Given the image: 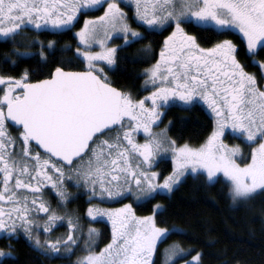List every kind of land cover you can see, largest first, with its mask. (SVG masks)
Returning <instances> with one entry per match:
<instances>
[{"label":"snow or ice","instance_id":"obj_1","mask_svg":"<svg viewBox=\"0 0 264 264\" xmlns=\"http://www.w3.org/2000/svg\"><path fill=\"white\" fill-rule=\"evenodd\" d=\"M102 7V15L86 17L74 34L73 55L83 64L81 70L71 68L68 61L43 79H32L27 68L18 76L0 74V232L10 240L23 229L44 253L63 250L70 255L84 239L79 217L69 215L66 235L41 242V230L48 236L65 219L44 199L45 183L64 203L69 195L66 179L90 187L92 198L135 194L140 199L171 193L189 171L205 175L209 182L222 174L233 201L264 190V87L238 60V46L232 40L202 47L184 27L191 23L221 34L235 29L249 55H255L251 50L264 47V0H0V38L17 43L26 29L70 31L81 14ZM126 7L132 9L131 19L139 28L132 27ZM168 28L172 30L164 37L159 58L143 71L145 86L152 91L137 99L114 86L105 70L117 63L114 36H121L127 46L144 39L147 32ZM35 43L40 50L30 53L29 46ZM54 45V41L47 45L29 41L23 52L12 51L18 59L39 56L46 62L45 48L53 50ZM63 50L72 49L69 45ZM252 62L264 67V61ZM260 79L264 80V72ZM174 102L186 107L202 102L213 115L214 127L198 147L178 145L167 127L154 131ZM229 127L255 145L246 162H238L239 145L222 139ZM141 130L142 143L135 138ZM168 152L173 170L161 179L162 174L151 168L157 156ZM162 207L157 204L151 214L138 216L131 203L115 209L89 204V217L102 215L111 222V239L95 251L98 232L89 227L86 255L76 264H155L158 245L176 230L175 225L164 227L157 220ZM187 255L190 250L174 242L164 250V264H175ZM5 256L13 253L0 249V257ZM200 262V252L182 260V264Z\"/></svg>","mask_w":264,"mask_h":264},{"label":"trees","instance_id":"obj_2","mask_svg":"<svg viewBox=\"0 0 264 264\" xmlns=\"http://www.w3.org/2000/svg\"><path fill=\"white\" fill-rule=\"evenodd\" d=\"M123 6V5H122ZM103 11H86L79 16L78 23L70 31H32L26 29L25 33L16 38L17 43L0 40V74L18 76L24 69H29L32 79H43L57 65L71 61L70 67L81 70L83 64L76 60L73 53L77 46L74 31L79 29L85 17H93ZM132 27L140 26L131 19L133 11L125 8ZM186 31L197 37V42L202 47H210L222 38L229 37L237 46V58L246 70L258 72V65L252 63L255 58L258 62L264 61V47L256 50L255 55H249L245 43L240 35L224 31L222 34L212 28L198 27L195 24H185ZM166 31L157 30L145 33L144 39H137L127 46H120L117 63L113 70H107L108 76L114 86L124 91L131 92L137 99L144 97L151 91V86H145L143 71L158 58ZM140 31H144L140 28ZM54 41V49L45 48L48 53L46 62L39 56H28L18 59L13 53V48L25 50L29 41ZM120 42V39H115ZM71 51H64L67 46ZM150 46L151 50L146 51ZM40 50V44L29 46L30 53ZM16 60L15 64L6 62L5 57ZM171 122V123H170ZM160 126L167 127V134L178 145L188 143L192 146L203 143L213 129V119L206 109L200 105L181 106L170 104L165 109ZM14 132V130H13ZM155 169L168 175L171 171L169 160H160ZM84 188V187H82ZM86 191V192H85ZM78 192L66 202L62 209L53 196L46 195L53 208L66 217L72 213L79 217L80 224L84 221L85 212L89 202L85 199L88 189ZM155 203L163 205L157 213V220L162 221L161 226L171 228L176 226L175 232L158 245L154 256L155 264H160V251L163 246L179 242L190 250V255L200 252V264H264V190H260L246 200L233 201L229 196V189L224 179L209 182L203 174L188 175L173 189L170 195L156 194L144 203L135 206L139 214H149ZM62 210V211H61ZM67 218V217H66ZM98 231V245L108 243L111 239L110 227L105 221L92 223ZM84 227V225H83ZM65 234V226L60 224L57 229ZM7 235L0 236V249L4 252L11 251L12 257L0 258V264H71L72 256L65 257L44 253L34 247L25 236L6 239ZM82 240L80 241L81 244ZM8 244L12 247L9 248Z\"/></svg>","mask_w":264,"mask_h":264},{"label":"rangeland","instance_id":"obj_3","mask_svg":"<svg viewBox=\"0 0 264 264\" xmlns=\"http://www.w3.org/2000/svg\"><path fill=\"white\" fill-rule=\"evenodd\" d=\"M104 7H106V5H104ZM102 13H103V11H101L99 14H97L96 16H99V15H102ZM86 18V17H85ZM84 18V19H85ZM84 21V20H83ZM83 26V22H82V25H81V27ZM134 28V27H133ZM212 29H214V28H212ZM79 29H77V30H75L74 31V34L78 31ZM172 30V29H171ZM171 30L169 31V33H168V35L170 34V32H171ZM214 30H216V29H214ZM48 31H53V32H59V31H57V30H48ZM216 31H218V30H216ZM228 31H230V32H234V33H236V34H238V35H240V37H241V39L243 40V37H242V34L241 33H239L237 30H235V29H230V30H228ZM227 31V32H228ZM219 32V31H218ZM75 36V35H74ZM115 39H120L121 41L118 43V42H115L114 40ZM223 39H230L229 37H225V38H222L221 40H223ZM0 40H3L2 38H0ZM231 40V39H230ZM76 41H77V38H76ZM111 43L112 44H114V45H116V46H118V48L120 47V46H125V41L123 40V38L121 37V36H119L118 34H116L115 36H114V38L112 39V41H111ZM245 43V47H246V51H247V53L249 54V50L247 49V45H246V42H244ZM212 46V45H211ZM210 46V47H211ZM258 49V48H257ZM257 49H254V50H251L253 53H255L256 52V50ZM94 50H98V49H94ZM158 58H159V55H158ZM157 58V59H158ZM253 60H255V61H257L255 58H253L252 59V61ZM258 62V61H257ZM253 63V62H252ZM255 65H257V64H255ZM114 67L115 66H113L111 69H109V68H106V69H108V70H113L114 69ZM259 67V71L258 72H254V71H252V70H246L247 72H249V73H253V74H255L256 75V77H257V80H258V82L260 83V85L262 86V87H264V80H261L260 79V77H261V73L262 72H264V67H261V66H258ZM151 91H152V89H151ZM148 95V93L147 94H145L144 95V97L145 96H147ZM143 98V97H142ZM148 103H149V105H150V101H148ZM174 103H176V104H179L178 102H174ZM174 103H171V104H174ZM198 104H200V105H202L205 109H206V111L211 115V117H212V119H213V127H214V117H213V115L211 114V112H210V110L207 108V106L205 105V104H203L202 102H198ZM170 105V104H169ZM180 105V104H179ZM186 107V106H185ZM161 119H162V117H161ZM161 129H165V127L164 126H160V122H158V127H155L154 128V131H160ZM211 133V132H210ZM136 139H137V141L138 142H140V143H142L143 141H144V139H145V135L143 134V132H142V130L138 133V134H136V137H135ZM222 139L224 140V142L226 143V144H229V145H239L240 146V149H241V152L240 153H238L237 154V159H238V162H240V161H243V162H246L249 158H250V151H251V147H255V145L254 144H248V143H246L245 142V138L244 137H241V136H239V134L238 133H235V132H233V130L229 127V128H227L226 129V131H225V135L222 137ZM205 142V141H204ZM203 142V143H204ZM202 144V143H201ZM201 144H199V145H201ZM199 145H196V146H193V147H198ZM160 160H169L170 161V163H171V171H170V173L172 172V170H173V160H172V158H171V152H168V153H164V154H161L160 156H157L155 159H154V164L153 165H155L156 166V164H157V162H159ZM151 171H157V172H159V173H161L159 170H157V169H155V167L154 166H152V168H151ZM188 175H194V174H192L190 171L189 172H187V173H185V175H184V177H182L181 178V181H183L185 178H186V176H188ZM196 175V174H195ZM205 176V175H204ZM162 177L163 176H161V179H162ZM206 178V177H205ZM218 178H222V174H218ZM223 179V178H222ZM180 181V182H181ZM215 181V180H214ZM179 182V183H180ZM179 183L174 187V188H176L178 185H179ZM64 187H65V189H66V191H67V193L69 194L68 195V198H67V202H68V200H70L71 198H73L78 192H80V191H82L83 190V192L85 191V189H88L89 191H90V193H87L86 194V197H85V199L89 202V204H92V205H98V206H100V207H102V208H112V209H115V208H121L124 204H127V203H131L132 204V206H133V209L135 210V206L136 205H139V204H141V203H144L146 200H148L149 198H152V197H154L156 194H166V195H170V193H160V192H156V193H154L153 194V196L152 197H148V198H144V197H141L140 199H138L137 198V196L135 195V194H128L125 198H115V199H105V200H102V199H100V198H92V191H91V189H90V187H87V186H77V181L75 180V179H66L65 181H64ZM82 187H84V188H82ZM42 190H43V194H44V199L46 200V201H48L47 199L48 198H46L47 196L46 195H51V196H53L54 198H55V200L58 202V204H59V206L63 209L64 208V206L66 205L64 202H62L61 200H60V197L57 195V192H56V189H54L50 184H47V183H45L44 185H42ZM97 191H99V189H98V187H97ZM258 191H260V190H257L256 192H258ZM86 192V191H85ZM255 192V193H256ZM254 193V194H255ZM157 204H160V205H162L161 203H155V205H157ZM155 205L153 206V210H152V212L154 211V208H155ZM163 206V205H162ZM88 210V209H87ZM87 210H86V212H85V218H84V221H82V224L84 225V227H83V236H84V239H82V242H81V244L79 245V247H77L70 255L68 254V253H66V252H64L63 250L61 251V253L60 254H52V255H60V256H65V257H70V256H72V260H71V264H76V262H77V259L79 258V257H82V256H84V255H86V253L83 251V249H84V240H86L87 239V230H88V228L89 227H92V228H95L96 230H97V228L92 224L93 222H96V221H105L107 224H108V226L110 227V235H111V222L107 219V217H105V216H97V217H89L88 216V214H87ZM62 211V210H61ZM151 212V213H152ZM135 213H136V215H138V216H145V215H149V214H151V213H149V214H139V213H137L136 211H135ZM59 214H61L60 212H59ZM61 215H63V214H61ZM72 216V217H76L75 215H73L72 213H67L66 214V217L67 216ZM65 217V219L63 220V221H59L58 223H57V226H55L54 227V230L48 235V236H46L44 233H43V231L41 230L40 231V239H41V242L43 243L46 239H49V238H52V239H54V238H56V237H59V236H63L62 235V233H60L59 232V230H56L57 229V227H58V225H60V224H62V225H64L65 226V228H66V230H65V234L64 235H66V233L68 232V228H67V218ZM44 219V217L43 216H41V220H43ZM98 232V231H97ZM2 235H7L6 233H3V232H0V236H2ZM19 235H21V236H25L30 242H31V244L34 246V247H36L35 246V241H34V239H32V240H30L28 237H27V235L24 233V231H23V229H18V231H17V233L14 235V238H16L17 236H19ZM36 235V233H35V231L33 232V236H35ZM98 237H99V234H98V236H97V238H96V243H95V246H94V250L95 251H97V252H99L101 249H103L104 248V246L107 244V243H105V244H103V245H99L98 247H97V243L99 242L98 241ZM110 241V240H109ZM171 244H173V243H171ZM171 244H168V245H165V246H163V248L161 249V251H160V264H164V259H165V257H164V250L166 249V248H168ZM37 248V247H36ZM38 249V248H37ZM39 250V249H38ZM196 253H194V254H192V255H195ZM155 256V255H154ZM0 258H2V257H0ZM191 258V255H187V256H184L182 259H176L175 260V264H182V260H188V259H190Z\"/></svg>","mask_w":264,"mask_h":264},{"label":"flooded vegetation","instance_id":"obj_4","mask_svg":"<svg viewBox=\"0 0 264 264\" xmlns=\"http://www.w3.org/2000/svg\"><path fill=\"white\" fill-rule=\"evenodd\" d=\"M0 87H3V86H0ZM14 130V129H13Z\"/></svg>","mask_w":264,"mask_h":264}]
</instances>
